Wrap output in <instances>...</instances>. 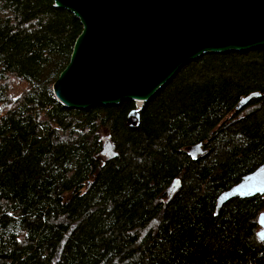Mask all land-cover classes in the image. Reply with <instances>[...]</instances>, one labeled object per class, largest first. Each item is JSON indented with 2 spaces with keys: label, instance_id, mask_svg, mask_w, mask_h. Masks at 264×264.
Listing matches in <instances>:
<instances>
[{
  "label": "trees",
  "instance_id": "obj_1",
  "mask_svg": "<svg viewBox=\"0 0 264 264\" xmlns=\"http://www.w3.org/2000/svg\"><path fill=\"white\" fill-rule=\"evenodd\" d=\"M81 29L0 0V264H264V194L216 208L264 163V47L201 55L130 121L54 99Z\"/></svg>",
  "mask_w": 264,
  "mask_h": 264
},
{
  "label": "water",
  "instance_id": "obj_2",
  "mask_svg": "<svg viewBox=\"0 0 264 264\" xmlns=\"http://www.w3.org/2000/svg\"><path fill=\"white\" fill-rule=\"evenodd\" d=\"M53 1L82 27L68 64L52 85L54 99L71 110L146 103L203 54L264 47V0ZM129 118L138 121L139 108ZM263 194L264 163L220 194L216 208L234 198ZM258 224L263 240L264 212Z\"/></svg>",
  "mask_w": 264,
  "mask_h": 264
},
{
  "label": "rangeland",
  "instance_id": "obj_3",
  "mask_svg": "<svg viewBox=\"0 0 264 264\" xmlns=\"http://www.w3.org/2000/svg\"><path fill=\"white\" fill-rule=\"evenodd\" d=\"M142 105H143V103H140V104L137 105V102H134V106L137 107V108H139V110L141 109ZM130 121H132L131 118H130ZM107 149L109 150V148H107ZM195 152H196V151H195ZM196 154H198V153H195V155H196ZM259 229H260V228H259ZM259 231H260V230H259Z\"/></svg>",
  "mask_w": 264,
  "mask_h": 264
},
{
  "label": "flooded vegetation",
  "instance_id": "obj_4",
  "mask_svg": "<svg viewBox=\"0 0 264 264\" xmlns=\"http://www.w3.org/2000/svg\"><path fill=\"white\" fill-rule=\"evenodd\" d=\"M195 153H198L197 151L195 152V151H189V154L192 156V157H195L196 155H195Z\"/></svg>",
  "mask_w": 264,
  "mask_h": 264
},
{
  "label": "bare ground",
  "instance_id": "obj_5",
  "mask_svg": "<svg viewBox=\"0 0 264 264\" xmlns=\"http://www.w3.org/2000/svg\"><path fill=\"white\" fill-rule=\"evenodd\" d=\"M138 104H140V102H139V101H137V105H138Z\"/></svg>",
  "mask_w": 264,
  "mask_h": 264
}]
</instances>
